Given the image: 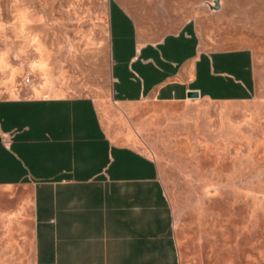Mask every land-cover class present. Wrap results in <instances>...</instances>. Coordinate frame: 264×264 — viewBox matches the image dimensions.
I'll return each instance as SVG.
<instances>
[{"label": "crops", "instance_id": "1", "mask_svg": "<svg viewBox=\"0 0 264 264\" xmlns=\"http://www.w3.org/2000/svg\"><path fill=\"white\" fill-rule=\"evenodd\" d=\"M106 19L112 102L0 99V264H180L158 165L119 141L112 107L264 94L251 48L208 49L190 22L142 25L119 0Z\"/></svg>", "mask_w": 264, "mask_h": 264}, {"label": "rangeland", "instance_id": "2", "mask_svg": "<svg viewBox=\"0 0 264 264\" xmlns=\"http://www.w3.org/2000/svg\"><path fill=\"white\" fill-rule=\"evenodd\" d=\"M119 1L142 25L167 32L190 22L204 47L251 48L264 59V0ZM107 2L22 0L26 17L0 32V53L7 54L0 99L87 95L112 102ZM9 5L0 0L11 23ZM112 111L119 141L158 165L180 264H264V94L239 102L144 101Z\"/></svg>", "mask_w": 264, "mask_h": 264}, {"label": "clouds", "instance_id": "3", "mask_svg": "<svg viewBox=\"0 0 264 264\" xmlns=\"http://www.w3.org/2000/svg\"><path fill=\"white\" fill-rule=\"evenodd\" d=\"M22 4V0H10V9H12L11 15L13 16V20L11 23L6 22L3 19L2 11H0V32H4L5 29L13 27L18 21H20V18L26 17L27 12L26 10H19V6ZM28 23H31V21H27ZM21 27H23V24H21ZM6 53H0V62H3V58L6 56ZM31 67H44V65L36 64L35 62Z\"/></svg>", "mask_w": 264, "mask_h": 264}, {"label": "water", "instance_id": "4", "mask_svg": "<svg viewBox=\"0 0 264 264\" xmlns=\"http://www.w3.org/2000/svg\"><path fill=\"white\" fill-rule=\"evenodd\" d=\"M189 96H190V97H199L200 95H199L198 92H191V93L189 94Z\"/></svg>", "mask_w": 264, "mask_h": 264}]
</instances>
